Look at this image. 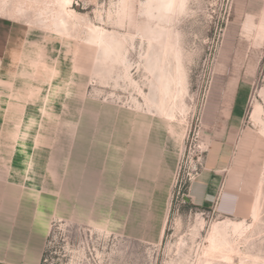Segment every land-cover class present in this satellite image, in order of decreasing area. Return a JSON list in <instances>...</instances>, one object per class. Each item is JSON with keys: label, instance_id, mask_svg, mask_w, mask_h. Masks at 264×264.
Wrapping results in <instances>:
<instances>
[{"label": "rangeland", "instance_id": "rangeland-1", "mask_svg": "<svg viewBox=\"0 0 264 264\" xmlns=\"http://www.w3.org/2000/svg\"><path fill=\"white\" fill-rule=\"evenodd\" d=\"M0 167L41 264H264V0H0Z\"/></svg>", "mask_w": 264, "mask_h": 264}, {"label": "crops", "instance_id": "crops-1", "mask_svg": "<svg viewBox=\"0 0 264 264\" xmlns=\"http://www.w3.org/2000/svg\"><path fill=\"white\" fill-rule=\"evenodd\" d=\"M166 148L164 142L163 156ZM242 152L246 153L244 150ZM147 154L142 153L146 165L151 163L153 168L157 167L159 163L155 164V159H148ZM139 157L133 161L137 163ZM160 167L162 168V165ZM213 174L199 187L196 202L212 207L217 204L216 209L226 215L239 214L244 205L243 198L235 188L236 179L230 175L224 179L218 175L219 173ZM38 204L34 189L12 181L5 174L4 168L0 167V264L42 263L48 234L47 215L49 216L51 212L47 213L41 208L42 205Z\"/></svg>", "mask_w": 264, "mask_h": 264}, {"label": "water", "instance_id": "water-1", "mask_svg": "<svg viewBox=\"0 0 264 264\" xmlns=\"http://www.w3.org/2000/svg\"><path fill=\"white\" fill-rule=\"evenodd\" d=\"M184 200L188 203L191 202V199L188 196H184Z\"/></svg>", "mask_w": 264, "mask_h": 264}, {"label": "bare ground", "instance_id": "bare-ground-1", "mask_svg": "<svg viewBox=\"0 0 264 264\" xmlns=\"http://www.w3.org/2000/svg\"><path fill=\"white\" fill-rule=\"evenodd\" d=\"M173 116V115H172ZM168 118V117H167ZM171 119V118H170ZM175 120V119H172V121ZM27 132V131H26Z\"/></svg>", "mask_w": 264, "mask_h": 264}]
</instances>
